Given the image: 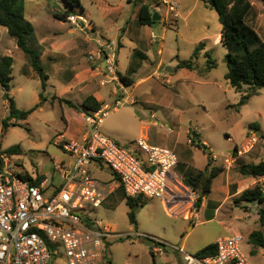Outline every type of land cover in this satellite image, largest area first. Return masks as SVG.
Returning <instances> with one entry per match:
<instances>
[{
    "label": "rangeland",
    "instance_id": "1",
    "mask_svg": "<svg viewBox=\"0 0 264 264\" xmlns=\"http://www.w3.org/2000/svg\"><path fill=\"white\" fill-rule=\"evenodd\" d=\"M145 1L152 5L157 3V0ZM162 1L161 14L158 12L162 19L149 27L139 23L141 2L138 0H81L84 11L80 8V14L68 21L54 16L68 9L65 0H24L25 16L35 26L30 43L43 51V65L50 79L44 91L46 101H41V81L37 73L16 40L8 35L6 28L0 27V57L14 58L10 95L21 110L40 105L26 121L19 120L18 125L11 124L3 131L10 110L0 84V153L13 157L30 172L37 168L48 173L54 162L68 163L69 156L57 143L59 133L68 131L72 138L81 141L82 133H89L90 128L81 107L75 110L62 100L82 104L92 95L82 88L93 83L103 101L111 106L101 127L102 134L128 148H133L136 141L143 138L152 146L176 150L180 156L181 165L176 170L180 178L184 179L185 172L190 170L213 167L223 169L222 173H229L231 177H241L243 165L264 160V143L259 139L254 149L231 170L222 164L236 146L242 147L247 142L250 124L257 123L264 131V89L240 111L236 108L249 89L245 86L240 92L227 80L228 51L215 42L222 32L218 13L206 0ZM251 1L256 2L257 7L264 4V0ZM167 2L177 4L178 17L169 12ZM82 23L86 25L83 28ZM256 30L264 40V16ZM106 42L115 43L117 69L121 74L130 75L135 82L145 80L126 87L118 79L100 87L101 79L110 78L105 74L95 78L90 75L97 68L90 56L97 61L99 49ZM201 43L206 47L194 59V69L178 68L181 62L192 59ZM136 50L145 53L147 58L133 59ZM207 52L216 61L215 67L211 68ZM138 64L136 72L130 74L131 65ZM115 85L120 88L116 89ZM123 98L127 99V104L115 111L116 102H123ZM14 122L16 118L10 123ZM199 141L207 146L206 150L198 147ZM12 147H18L19 153L10 152ZM212 155L218 156L217 161ZM90 169L93 177L100 181L114 179L105 164H92ZM226 174L216 178L211 200L224 201L222 186ZM259 183L264 186V179ZM107 203L91 215L113 235L106 239L107 256L113 264H170L169 258L175 255L173 251L158 256L155 244L143 236L167 241L196 255L218 238L235 232L245 237L242 250L249 264H264V248H255L249 240L250 232L261 230L264 233L260 220L264 205L237 203L233 199L225 202L216 214L213 210L206 214L200 209L199 218L187 220L183 215H169V205L162 199H146L144 206L136 210L138 226L135 227L130 221L131 209L122 188L110 196ZM189 206L186 205V209ZM195 206L198 211L197 202ZM190 225L194 226L192 230L188 229ZM176 252L183 259V254ZM57 264H66V261Z\"/></svg>",
    "mask_w": 264,
    "mask_h": 264
},
{
    "label": "built area",
    "instance_id": "2",
    "mask_svg": "<svg viewBox=\"0 0 264 264\" xmlns=\"http://www.w3.org/2000/svg\"><path fill=\"white\" fill-rule=\"evenodd\" d=\"M166 5L178 17L177 5ZM116 52L115 43L106 42L97 61L90 56L97 69L110 78L102 85L119 79ZM123 99L116 102L115 109L127 104ZM110 109L106 105L85 115L90 132L83 142H59L71 162L55 163L52 176L39 180L38 174L30 175L13 157L0 153V264H57L62 260L66 264H110L106 239L113 235L91 214L120 188L129 198L162 199L171 215L189 220L196 217L200 196L178 176L177 151L152 146L143 138L136 141L135 148H128L102 134ZM258 141V133L251 131L247 142L224 158L223 166L231 170ZM212 159L217 161L218 156L212 155ZM92 164L107 165L114 179L94 178ZM244 240L241 233L222 237L215 243L214 254L198 257L154 238L157 253L175 249L183 254V264H249L242 250Z\"/></svg>",
    "mask_w": 264,
    "mask_h": 264
},
{
    "label": "trees",
    "instance_id": "3",
    "mask_svg": "<svg viewBox=\"0 0 264 264\" xmlns=\"http://www.w3.org/2000/svg\"><path fill=\"white\" fill-rule=\"evenodd\" d=\"M142 2L139 10V23L142 26L154 27L158 21L153 20L154 13L149 4L143 3L144 0H138ZM209 6L215 10L220 18L222 24L221 32V44L227 49L226 62L229 69L227 74V80L231 86L238 91L246 86L249 91L242 95L240 103L236 108L240 111L241 107L248 104V102L255 96L260 95V91L264 89V40L259 33L246 22V16L252 9L251 0H206ZM68 9L65 11L55 13V18L60 21H68L70 17L78 16L79 9L83 11L81 0H65ZM160 15V14H159ZM161 20V16H160ZM159 20V21H160ZM0 27L7 29L8 35L16 40L17 46L25 54L28 64L37 73L38 78L41 81L42 91L40 92V99L43 101V91L47 88V82L49 81V75L46 68L42 63L41 50L34 48L30 39L34 36L35 26L25 16L24 0H0ZM206 44L201 43L189 61L181 62L178 68L194 69L195 61L198 58L200 51L205 49ZM206 56L210 59L211 68L217 65L216 61L212 58V55L207 52ZM143 60L146 59L144 53L140 50H136L133 59ZM140 60V61H141ZM134 63V62H133ZM13 65L14 58L12 56L0 57V84L5 91L4 98L9 102L10 115L4 120L3 131H6L11 124L18 125V121H26L29 116L39 108V104L29 110H21L17 107L14 98L10 95L11 82L13 81ZM138 65H131L129 73L136 72ZM119 80L126 87H131L135 84V81L130 75H123L118 72ZM65 103L75 110H80L85 114L90 112H97L103 108L104 104L99 102L95 97H88L81 105L75 104L71 100L63 99ZM17 119L16 123H10L12 119ZM63 119L65 120L64 116ZM250 131H256L259 139L264 143V132L257 123L249 125ZM198 147L200 145L198 144ZM237 146L235 147L236 150ZM18 147L10 148V152L13 154L19 153ZM181 163H179L180 168ZM210 166V162L208 164ZM224 170L213 167L207 170H190L185 172L184 181L194 191L200 193L202 190L203 197H199L197 204L200 206L203 198L212 192V185L214 179L222 174ZM240 173L246 177H253L256 179H264V160L255 164H246L240 168ZM32 179L31 176H28ZM44 176H40L39 180H42ZM236 202H248L258 205H264V186L261 183H257L254 187L244 190L238 197L235 198ZM126 202L130 207L129 218L135 227L138 226L136 218V210L139 207H143L146 199L144 198H129L126 197ZM261 224L264 225V209L260 210ZM144 239L153 242L155 241L148 236H143ZM250 242L255 248H264V233L261 230L253 231L249 235ZM216 252V244H211L196 255L198 257H206ZM110 264H113L109 260Z\"/></svg>",
    "mask_w": 264,
    "mask_h": 264
},
{
    "label": "crops",
    "instance_id": "4",
    "mask_svg": "<svg viewBox=\"0 0 264 264\" xmlns=\"http://www.w3.org/2000/svg\"><path fill=\"white\" fill-rule=\"evenodd\" d=\"M257 1V0H256ZM157 3L152 5L148 2H146L145 0L143 1V3L145 4H149L152 8V11L153 12H156L157 13L159 12L161 14V11L162 9L160 8L161 6V2L163 3L162 0H157L156 1ZM169 3V2H167ZM166 3V4H167ZM256 2L252 1V9L250 10V12L248 13V15L246 16V22L252 26L255 30H256V27H260L261 26V20L263 19V16H264V4L262 3L263 6H260V7H257V5L255 4ZM142 4V2H141ZM177 5V4H176ZM161 16V15H160ZM162 19V17H161ZM86 26L85 24L82 23V28ZM92 28V27H91ZM122 30V29H121ZM257 31V30H256ZM258 32V31H257ZM260 35V34H259ZM156 36H158L156 34ZM215 42L216 43H220L221 42V32L216 36L215 38ZM100 43H98V47H100L99 45ZM221 44V43H220ZM42 52V56H41V59L43 57V51ZM91 52H93L91 50ZM145 54V53H144ZM146 58H147V55L145 54ZM42 63H43V59H42ZM94 63H96L94 61ZM119 72V71H118ZM120 73V72H119ZM101 71H99L97 68H95V70L90 74L92 77H99L101 76ZM37 76V75H36ZM38 77V76H37ZM50 79V78H49ZM145 79H142L140 80L139 82H135V86L137 85V83H140L142 81H144ZM104 80L101 79L99 85L100 87L102 86H105V85H102V82ZM48 83V82H47ZM91 84V85H90ZM116 86V89H119L120 86L118 85H115ZM48 87V86H47ZM82 89L88 91V93H92L91 96L95 97L99 102L103 103L104 106L103 108L106 106V105H109L107 103H105L102 99V97L99 95V92L97 91V88H96V85H93V83H87V85H85ZM113 90H114V87H113ZM112 90V92H113ZM41 91H42V88H41ZM47 91V89H46ZM261 93V91H260ZM43 98H44V101H46V98L44 97V91H43ZM76 104V103H75ZM81 105V104H80ZM120 109V108H119ZM119 109H115V111H118ZM65 118V117H64ZM66 122V120H65ZM16 123V122H14ZM262 129V128H261ZM263 131V130H262ZM264 132V131H263ZM88 133H82V138H81V141L80 140H77L76 138H72L71 136H73L72 134H70L68 131H65L64 133H59L58 135V139H57V143L58 145L62 148V146L59 144V142L61 140H65V141H76V142H83L86 138ZM109 135H113L111 132H109ZM135 148V147H134ZM63 149V148H62ZM70 158V157H69ZM69 162H71V158L69 160ZM57 163V162H54L53 163V167L51 168V170L48 172V173H44L42 171H40L39 169L36 168V171L34 172H30V171H27L30 175L32 174H38L39 176H52L54 175V164ZM222 174H226V173H222ZM221 175V174H220ZM219 175V176H220ZM219 176H217L216 178H218ZM56 178V176L54 177V179ZM216 178L214 179L213 181V185H214V182L216 180ZM261 180L260 179H256V178H253V177H246V176H234V177H231L229 173L226 174V178H225V182H224V185L222 186V191L224 192L225 194V199L224 201L220 202V201H213L211 200L209 197L210 195H212L213 193V188L214 186L212 185V192L207 195L206 197L203 198V201L201 202V205L198 209V211L196 212V218H199V210L202 209L204 212H206V214L213 210L215 211V214L221 210L222 206L225 204V202H229L230 200H233L235 199L236 197H238L244 190L248 189V188H251V187H254L258 182H260ZM105 205H108V203L106 202ZM263 206V205H262ZM264 207V206H263ZM169 215H171V213L168 212ZM185 218V217H184ZM186 219V218H185ZM188 220V219H187ZM264 227V225H262ZM194 228V226L190 225L188 227L189 230H192ZM235 233H240V232H235ZM252 232H250L251 234ZM222 238V237H220ZM218 238V239H220ZM217 239V240H218ZM167 242V241H165ZM217 242V241H216ZM215 242V243H216ZM168 243V242H167ZM173 251V253L175 254L173 257L169 258V263L170 264H183V259L180 258L181 256L177 254V250L175 249H172V248H166L165 249V254H167L169 251ZM175 250V251H174ZM155 251V249H154ZM163 253V254H164ZM155 254L158 255V256H163V254H159L155 251ZM156 255H154L152 253V256L156 259Z\"/></svg>",
    "mask_w": 264,
    "mask_h": 264
},
{
    "label": "water",
    "instance_id": "5",
    "mask_svg": "<svg viewBox=\"0 0 264 264\" xmlns=\"http://www.w3.org/2000/svg\"><path fill=\"white\" fill-rule=\"evenodd\" d=\"M153 20H154V21H159V20H160V15H159V13H157V12L154 13ZM156 34L158 35V31H157V30H156ZM103 66H105V62H104V65H103ZM198 144L200 145V147L204 148L205 150L207 149V146L202 145L201 141H199ZM199 196H200V197H203V196H204V193H203L202 190L200 191Z\"/></svg>",
    "mask_w": 264,
    "mask_h": 264
}]
</instances>
